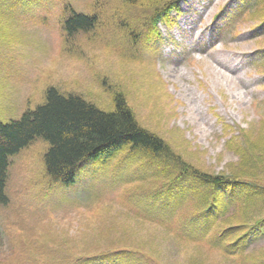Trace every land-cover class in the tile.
<instances>
[{"label": "rangeland", "instance_id": "374dc122", "mask_svg": "<svg viewBox=\"0 0 264 264\" xmlns=\"http://www.w3.org/2000/svg\"><path fill=\"white\" fill-rule=\"evenodd\" d=\"M63 1L0 0L2 122L43 105L51 87L104 111L114 110V95L123 92L143 127L215 174L240 163L227 145L231 136L243 129L254 139L264 134V75L256 70L264 54V0L249 7L242 0H175L180 10L157 26L158 35L153 23L146 27L152 45L139 42V34L129 37L121 23L137 15L130 26H143L153 0L140 9L114 0L95 36L77 41L71 53L65 49ZM70 1L86 11L95 0ZM48 148L38 139L11 158V204L0 209L3 263L74 264L116 243L148 250L156 264L264 263V234L251 240L243 256L229 257L213 249L211 238L181 242L167 226L143 223L135 203L152 183V171L142 168L140 157L129 158L128 148L110 159L84 161L72 185L48 176Z\"/></svg>", "mask_w": 264, "mask_h": 264}, {"label": "trees", "instance_id": "16d2710c", "mask_svg": "<svg viewBox=\"0 0 264 264\" xmlns=\"http://www.w3.org/2000/svg\"><path fill=\"white\" fill-rule=\"evenodd\" d=\"M101 1L104 0H95L86 11L70 0L63 1L67 52L71 53L82 38L91 40L101 28L102 16L114 0L104 6ZM146 1L152 0H125L131 9L142 8ZM262 1L242 0L241 5L249 7L251 2ZM153 2L149 3L152 13L143 26H130L140 19L137 15H127L121 23L129 37L136 39L135 34H139V42L146 41L148 45L153 43L145 34L146 27L153 23L156 31L160 23L170 20L172 12L180 10L175 0ZM261 14L264 24V6ZM154 35H158V30ZM260 55L256 70L264 75V54ZM114 108L104 111L78 94L66 95L51 87L46 92V102L25 112L20 120L4 123L0 119V209L11 204L7 193L11 158L38 139L49 143L44 157L48 176L64 185L75 183L84 161L102 156L110 159L128 148L129 158L140 157L142 168L152 171L148 177L152 183H147L138 206L135 203L143 223L167 226L181 242L198 243L211 238L213 249L229 257L243 256L251 240L264 234V134L254 139L252 132L243 129L239 135L231 136L227 145L240 163L232 172L215 174L195 166L166 139L143 127L123 92L115 93ZM140 193H132L129 201ZM151 258L153 254L140 246L116 243L80 257L79 263L74 264H156ZM250 263L264 264L252 259Z\"/></svg>", "mask_w": 264, "mask_h": 264}]
</instances>
